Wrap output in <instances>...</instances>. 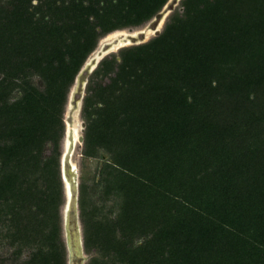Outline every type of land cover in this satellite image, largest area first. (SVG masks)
Instances as JSON below:
<instances>
[{"label":"trees","instance_id":"obj_1","mask_svg":"<svg viewBox=\"0 0 264 264\" xmlns=\"http://www.w3.org/2000/svg\"><path fill=\"white\" fill-rule=\"evenodd\" d=\"M169 0H0V264H68L64 115L101 39ZM86 264H264V0H181L104 58L81 112Z\"/></svg>","mask_w":264,"mask_h":264},{"label":"water","instance_id":"obj_2","mask_svg":"<svg viewBox=\"0 0 264 264\" xmlns=\"http://www.w3.org/2000/svg\"><path fill=\"white\" fill-rule=\"evenodd\" d=\"M169 3V2H168ZM164 9L155 16L151 23L150 28L146 32H141L136 35L119 34L118 37L109 39L111 34L104 37L105 40L102 42L97 52H93L88 58L79 74L76 77L74 85L71 89L73 96L78 99V102H83L86 94V87L88 84L89 77L98 67L99 63L106 57L112 54H118L120 50L144 44L150 39V33L155 32V36H158L162 31L159 30L161 24L166 21L169 12L174 10L173 4H168ZM119 32V31H118ZM113 34V33H112ZM70 91V93H71ZM77 106V103H75ZM80 141L83 142L84 138L80 137ZM74 147V138L69 137V144L66 152L62 153L61 157V174L64 182L65 191V203H64V217L63 223L66 232V248L68 250V264H86L84 258V242L82 236V227L79 221V183L77 182V170L70 163V154ZM63 167V168H62Z\"/></svg>","mask_w":264,"mask_h":264},{"label":"rangeland","instance_id":"obj_3","mask_svg":"<svg viewBox=\"0 0 264 264\" xmlns=\"http://www.w3.org/2000/svg\"><path fill=\"white\" fill-rule=\"evenodd\" d=\"M180 2H181V0H169V3L173 4V6H174V10L180 6ZM172 12L171 13L169 12L167 19L172 14ZM163 21L166 22L165 20H163ZM152 22L153 21H150L147 24H145L139 28L123 30V32L126 33L127 35H129V34L136 35V34H139L141 32H146L150 28ZM163 28H164V26L162 25V26H160L159 30L162 31ZM154 36H155V32L149 38H152ZM111 38H113V37L110 36L109 39H111ZM104 40H105V38L100 40L98 47L96 48L95 52H97V50L100 48V46ZM92 55L90 57H92ZM90 57H89V59H90ZM75 103H77V106H75ZM82 106H83V102L82 103L78 102L77 97L75 98L72 94V91H71V93L69 94V97H68V102H67L66 111H65V115H64L65 135L63 138V142H62V153H64V152H66V150L68 148L69 137L72 136L74 138V147H73L72 152L70 154V163L77 170V182L79 183V185H80V181H81V176L83 174H85V175L89 176L90 178H92L96 174V172H97L96 169L99 165V160H83V157H82L83 142L80 141V137H83L84 128H85V123H84L82 116H81ZM78 210H79V206H78ZM64 214L65 213H64V206H63L62 217H64ZM79 221H80V225L82 227V223L80 220V211H79ZM81 231H82V236H83V229ZM63 236H64V240H66V232H65V228H64V223H63ZM68 253L69 252L67 250V258H68ZM83 256L85 258V263H88L90 258L92 257V254L91 255L86 254L85 250H84Z\"/></svg>","mask_w":264,"mask_h":264},{"label":"bare ground","instance_id":"obj_4","mask_svg":"<svg viewBox=\"0 0 264 264\" xmlns=\"http://www.w3.org/2000/svg\"><path fill=\"white\" fill-rule=\"evenodd\" d=\"M164 24H165V22L162 23L161 26H162V25L164 26ZM153 33H154V32H151V33H150V36H152ZM119 34H126V33H124L123 31L115 32V33H113V35L111 34V37H118V36H120Z\"/></svg>","mask_w":264,"mask_h":264}]
</instances>
